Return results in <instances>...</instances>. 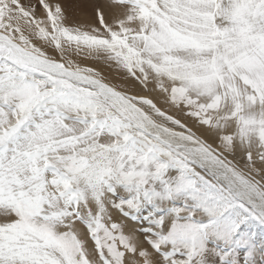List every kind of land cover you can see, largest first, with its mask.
Listing matches in <instances>:
<instances>
[{
    "label": "snow or ice",
    "instance_id": "6c2138e0",
    "mask_svg": "<svg viewBox=\"0 0 264 264\" xmlns=\"http://www.w3.org/2000/svg\"><path fill=\"white\" fill-rule=\"evenodd\" d=\"M0 264H264V0H0Z\"/></svg>",
    "mask_w": 264,
    "mask_h": 264
},
{
    "label": "rangeland",
    "instance_id": "374dc122",
    "mask_svg": "<svg viewBox=\"0 0 264 264\" xmlns=\"http://www.w3.org/2000/svg\"><path fill=\"white\" fill-rule=\"evenodd\" d=\"M62 3L66 2V0H61Z\"/></svg>",
    "mask_w": 264,
    "mask_h": 264
}]
</instances>
